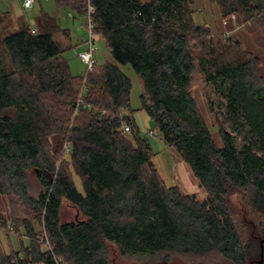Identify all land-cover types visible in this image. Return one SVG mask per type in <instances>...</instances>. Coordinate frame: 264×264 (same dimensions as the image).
<instances>
[{
	"label": "trees",
	"instance_id": "obj_1",
	"mask_svg": "<svg viewBox=\"0 0 264 264\" xmlns=\"http://www.w3.org/2000/svg\"><path fill=\"white\" fill-rule=\"evenodd\" d=\"M53 1L87 14V0ZM214 1L222 20L236 15L264 47V0ZM90 4L93 32L114 62L94 61L84 76H75L62 55L56 35L70 34L55 17L42 11L36 33L10 6L0 10V196L12 206L9 224L29 241L18 252L24 263L114 264L115 251L144 263L217 257L226 264H264L260 57L196 24L194 0ZM20 7L25 10L21 1ZM120 65L139 77L141 110L189 166L205 199L168 186L159 174L133 116L131 79ZM197 74L226 103L220 147L192 95ZM64 200L82 220L61 221ZM19 205L27 217L18 214ZM0 223L8 225L1 208ZM12 258L0 259L7 264Z\"/></svg>",
	"mask_w": 264,
	"mask_h": 264
},
{
	"label": "rangeland",
	"instance_id": "obj_2",
	"mask_svg": "<svg viewBox=\"0 0 264 264\" xmlns=\"http://www.w3.org/2000/svg\"><path fill=\"white\" fill-rule=\"evenodd\" d=\"M146 2L148 0H141ZM5 6H10L14 14L18 16H24L29 23L32 30L39 33L37 26V18L41 12H45L55 17L62 28L69 31V37H65L62 34L56 35V39L61 43L63 49V57L70 65L71 71L75 76H84L87 74V67L79 57V53L88 49L87 45L82 41L83 37L87 36L86 30V18L84 15H80L73 9L58 8L53 0H36L33 7L28 10H22L19 0H5ZM0 10L3 12L7 7L0 5ZM192 9L195 11L194 21L198 25H206L211 28L215 35H223L225 37L232 38L233 40L242 43L243 47L252 52L255 56L260 57L262 61L261 73L264 76V47L259 44L252 34L247 30V24L239 20L236 15H232L231 19L222 20L220 15V9L214 0H194ZM75 47L77 50H75ZM95 61L99 65H103L106 62H114L105 41L97 36L95 39ZM123 72L131 79L132 90L130 94L131 108L135 111L133 113L136 125L138 126L140 133L144 137H148L149 143L154 154L153 162L156 165L159 174L164 179L168 186H177L182 193L192 194L197 197L198 200L206 198V191L200 187L199 182L192 174L189 166L183 161L180 155L166 143L159 136L154 129V123L149 118L147 113L141 110L140 96L142 94V85L139 77L129 65H120ZM192 95L196 100L198 108L212 134V137L216 144L222 146L219 127L220 123L226 125V103L220 94L216 93L210 85H206L198 74L195 76V83L192 87ZM154 131V136L149 137L148 131ZM240 142V140H239ZM67 148V147H66ZM68 155L65 159H68ZM74 179L79 191L83 192L82 182L79 177L74 175ZM31 187L33 192L39 190L36 178L31 175L30 177ZM235 202L236 209L243 212V203L241 202L239 195L232 197ZM0 208L2 210L5 221L8 225L3 227L0 223V258L9 255L13 257V260H17L21 264H28L32 259H28L25 262V257L21 256L18 252H21L22 247H26L29 244L27 238L24 235H18L17 231L12 228V206L8 198L0 196ZM19 215L21 217H27L26 209L23 206H18ZM81 213L71 203L64 200L61 207V221L72 222L82 220ZM11 225H10V224ZM36 229L39 228L36 225ZM112 260L114 264H158L162 261V257H158L155 261L144 263L135 258L121 257L118 252L112 254ZM194 261H189L186 258H175V264H191ZM199 264H226L221 259L215 257L209 259L207 263Z\"/></svg>",
	"mask_w": 264,
	"mask_h": 264
},
{
	"label": "built area",
	"instance_id": "obj_3",
	"mask_svg": "<svg viewBox=\"0 0 264 264\" xmlns=\"http://www.w3.org/2000/svg\"><path fill=\"white\" fill-rule=\"evenodd\" d=\"M22 2V6L25 10L31 9L35 3L36 0H20ZM88 1V11L87 14L85 16L86 18V30L88 32L87 36L83 37L82 41L87 45L88 49L84 52L79 53V57L82 60V62L86 65L87 67V73L89 71L92 70L93 65H94V61H95V39L97 37V35H95V33L93 32L94 29V25L92 23L91 20V15L94 13V8L93 6L90 4V0ZM75 50H77V48H75ZM124 132L125 133H130L131 132V126L130 125H124L123 127ZM154 131L150 130L147 132V135L149 137L154 136ZM67 150H69V148H67ZM8 227L10 228V226L8 225ZM0 264H2V260L0 259ZM7 264H21L17 261V260H13L10 259V261ZM23 264V263H22ZM28 264H37L34 262H29Z\"/></svg>",
	"mask_w": 264,
	"mask_h": 264
}]
</instances>
